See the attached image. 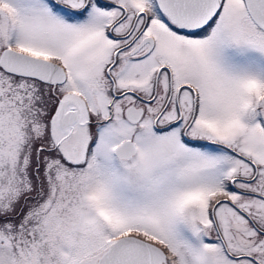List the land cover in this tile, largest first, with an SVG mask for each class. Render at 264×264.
Masks as SVG:
<instances>
[{"label":"snow or ice","instance_id":"1","mask_svg":"<svg viewBox=\"0 0 264 264\" xmlns=\"http://www.w3.org/2000/svg\"><path fill=\"white\" fill-rule=\"evenodd\" d=\"M0 264H264V0H0Z\"/></svg>","mask_w":264,"mask_h":264}]
</instances>
